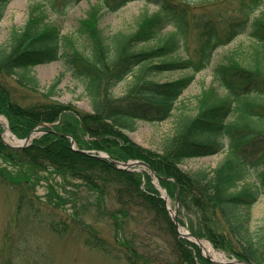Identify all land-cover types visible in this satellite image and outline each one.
Masks as SVG:
<instances>
[{
	"label": "trees",
	"instance_id": "1",
	"mask_svg": "<svg viewBox=\"0 0 264 264\" xmlns=\"http://www.w3.org/2000/svg\"><path fill=\"white\" fill-rule=\"evenodd\" d=\"M10 1L0 0V20ZM78 1L33 0L24 25L13 29L7 45L0 46V114L7 117L11 131L23 138L34 127L54 122L48 127L51 131L19 148L2 141L0 126V157L14 166L28 163L69 175L99 195V200L115 201L101 213L97 208L89 224L77 214L51 206L42 224L59 232L74 230L90 248L129 264H212L196 245L178 236L150 173L120 169L90 153L103 150L116 160L147 162L169 197L177 198L182 225L186 224L183 216L189 215L193 234L209 239L229 256L264 264V223L257 233L249 225V210L264 191V0H148L157 5L155 11L143 15L134 29L110 35L98 26L102 8L115 12L131 0H96L76 28L85 38L83 48L75 46L71 33H62L47 20L50 10L65 14ZM168 24L173 29L165 33ZM246 30L254 40L251 52L243 62L231 53L216 65L212 84L199 94L195 112L176 118L161 152L127 135L139 119L155 122L169 117L177 98L209 65L214 51ZM58 58L83 83L92 112L52 99L50 91L42 94L32 88L35 79L30 68ZM135 68L138 71L126 93L114 95V86ZM168 70L188 72L167 81L153 77ZM15 74L18 84L30 86L24 98L31 100L16 99L6 82ZM58 132L72 135L78 150ZM224 149L223 159L211 170L187 172L179 166L186 158ZM251 170H256L257 180L248 183ZM13 189L18 192L16 213L41 209L22 186L15 184ZM102 221L114 229H120L123 221L135 224L131 243L122 237L117 243L109 240L96 226ZM139 234L163 240L166 253L140 250L134 242ZM136 240L142 246V236Z\"/></svg>",
	"mask_w": 264,
	"mask_h": 264
},
{
	"label": "rangeland",
	"instance_id": "2",
	"mask_svg": "<svg viewBox=\"0 0 264 264\" xmlns=\"http://www.w3.org/2000/svg\"><path fill=\"white\" fill-rule=\"evenodd\" d=\"M12 0L0 21V46H6L13 29L21 28L28 16V5L33 0H24L20 3ZM95 0H81L71 6L67 13L56 14L48 13V20L58 25L62 33H71L74 38L75 46L83 48L84 36L78 34V21L85 16L90 2ZM16 2V3H15ZM156 9V5L145 0H133L115 12L102 9V15L98 26L103 34L110 35L114 32L129 31L134 29L137 22L145 14H150ZM205 9V8H203ZM165 33L169 32L172 25H167ZM254 40L248 31L239 34L229 44L219 47L212 58L210 65L195 75L192 83L183 91L175 103L172 115L160 122H150L137 120L136 129L128 131L127 135L136 143L145 148L161 152L162 142L171 135L176 118L182 114L194 113L197 107V98L203 89L212 84L213 71L217 63L221 62L228 54L234 53L241 62L251 52ZM183 54V53H182ZM138 68L128 74L122 81L113 88L114 95L121 96L134 80ZM187 70H168L159 74H153L158 81L173 80L187 73ZM29 74L35 79L33 89L36 88L42 94L50 91L51 98L63 103H72L80 110H91V104L85 93L84 85L75 79L68 65L64 64L63 59L47 64L36 65L30 68ZM16 74L6 80L8 86L15 93L19 101H28L24 98L25 92L30 90L26 83L23 87L18 84ZM55 86L52 89V86ZM35 92V90H34ZM222 92V91H221ZM31 97V93H27ZM31 100V99H30ZM0 120L6 124L4 116ZM3 137L9 143H14L13 138L3 132ZM225 155V150L215 155L189 158L180 164V167L187 172L198 168L211 170L221 162ZM0 264H129L124 258L115 260L108 255H104L87 246L83 240L73 231L65 232L54 231L48 225L41 223L42 218H47L51 206L57 210L70 215H78V219L84 224H89L92 215L99 213L104 208H111L115 205L112 198L99 200L100 196L85 187L79 180L66 174L53 172L49 169H40L30 166L28 163L22 165H11L7 160L0 157ZM256 172L253 170L246 179L251 183L257 180ZM22 186L28 196L33 198L35 203L41 205L39 211L25 213L22 210L19 214L15 212L18 203V192L13 189V185ZM169 204L174 209L173 201ZM249 225L251 231L257 233L264 223V192L250 208ZM186 224L183 225L188 230L189 215L183 216ZM120 229H114L107 222H97L109 240L117 243L120 240L127 242L131 239V232L135 231V224L132 222H122ZM222 228L218 223V227ZM142 236V246L137 238ZM148 234H139L134 237V242L138 244L140 250L149 253H166V246L160 238L152 237ZM129 243H131L129 241ZM145 244H147L145 246ZM220 252L223 257L228 256Z\"/></svg>",
	"mask_w": 264,
	"mask_h": 264
},
{
	"label": "water",
	"instance_id": "3",
	"mask_svg": "<svg viewBox=\"0 0 264 264\" xmlns=\"http://www.w3.org/2000/svg\"><path fill=\"white\" fill-rule=\"evenodd\" d=\"M42 130L40 128H34L32 130V132L30 134H28L24 139H23V142H22V145H26L30 142V140H32L36 134L40 133ZM73 142V139L71 140ZM97 156H105L104 153H100L98 154ZM107 157V156H105ZM109 158V157H108ZM112 163L116 164L118 167L120 168H125V169H134L136 166H139V165H144L146 167L149 168V166L142 160H130V161H127V162H121V161H117V160H113L111 159ZM150 169V168H149ZM151 173L154 174L153 170L150 169ZM165 199H167L166 197V194L163 196ZM169 211L170 208H168ZM172 219L174 221V224L176 225V228H177V231L179 232L180 235L182 236H193L195 237L197 240H199L200 238L198 236H195V235H192L190 232H180L179 228H180V224L177 220V205L175 206V209L174 211L172 212ZM216 264H219L217 262H214ZM223 264H252L251 262L247 261V260H243V259H236V260H227L225 261Z\"/></svg>",
	"mask_w": 264,
	"mask_h": 264
},
{
	"label": "bare ground",
	"instance_id": "4",
	"mask_svg": "<svg viewBox=\"0 0 264 264\" xmlns=\"http://www.w3.org/2000/svg\"><path fill=\"white\" fill-rule=\"evenodd\" d=\"M22 1H24V0H18L16 2L20 3ZM6 133L10 134L8 129H6ZM13 142H17V140L14 138ZM193 240H195V239L193 238ZM195 241L197 242V244L202 249V252L204 254H206L207 256H209L210 259L217 261V262H223L225 260L223 255L220 252H218L216 249H214L213 246L207 240L200 239V240H195Z\"/></svg>",
	"mask_w": 264,
	"mask_h": 264
}]
</instances>
